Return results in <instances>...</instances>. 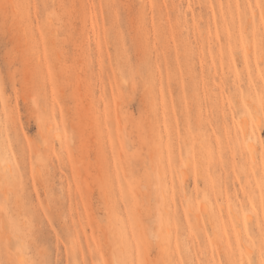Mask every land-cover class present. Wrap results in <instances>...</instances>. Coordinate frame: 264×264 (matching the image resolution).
Instances as JSON below:
<instances>
[{
    "label": "rangeland",
    "instance_id": "rangeland-1",
    "mask_svg": "<svg viewBox=\"0 0 264 264\" xmlns=\"http://www.w3.org/2000/svg\"><path fill=\"white\" fill-rule=\"evenodd\" d=\"M262 3L0 0V264H261Z\"/></svg>",
    "mask_w": 264,
    "mask_h": 264
},
{
    "label": "snow or ice",
    "instance_id": "snow-or-ice-1",
    "mask_svg": "<svg viewBox=\"0 0 264 264\" xmlns=\"http://www.w3.org/2000/svg\"><path fill=\"white\" fill-rule=\"evenodd\" d=\"M2 7H3L5 13H7V11L13 7V5L5 3L2 5ZM259 7L261 8V13H260L261 19H262V21H264V3L259 5ZM254 15L255 14L253 13V16ZM258 51H259L261 58H264V23H262V25H261ZM237 72L239 73V69H237ZM245 75L248 78V82L251 83L252 72H251V68L247 67V65L245 66ZM261 88H264V73H262V75H261ZM256 115L259 118L260 126L262 128H264V96H261L259 107H258V109H256ZM254 126H255V124H254ZM262 178H264V177H262ZM241 186L242 185L238 186V188ZM238 195H239V192H238ZM253 207H254V205H253ZM7 229H8V226L5 225L6 233H7ZM148 231L149 232L152 231L151 227H149ZM260 242H261V256H262L261 264H264V228H262V230H261ZM138 243H139V241H138ZM152 243L155 246L154 240L152 241ZM9 245L11 247H15V244L13 243L11 238L9 239ZM177 247H178V245H177ZM37 264H48V261L47 260H41V261H38ZM125 264H136V261L132 260L131 262H125ZM160 264H188V262L184 261L183 257H180V259H170V260L161 261ZM249 264H252V262H249Z\"/></svg>",
    "mask_w": 264,
    "mask_h": 264
},
{
    "label": "bare ground",
    "instance_id": "bare-ground-1",
    "mask_svg": "<svg viewBox=\"0 0 264 264\" xmlns=\"http://www.w3.org/2000/svg\"><path fill=\"white\" fill-rule=\"evenodd\" d=\"M1 176H0V181H1ZM236 218V225H235V230L238 232V236L240 238V244L245 252L249 251V247L246 245L245 238H244V229H243V224L240 222L239 218L237 215H235ZM7 235V234H6Z\"/></svg>",
    "mask_w": 264,
    "mask_h": 264
}]
</instances>
